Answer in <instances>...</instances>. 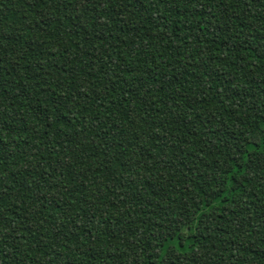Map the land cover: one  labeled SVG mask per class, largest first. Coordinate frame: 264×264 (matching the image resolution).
Wrapping results in <instances>:
<instances>
[{"label": "trees", "instance_id": "1", "mask_svg": "<svg viewBox=\"0 0 264 264\" xmlns=\"http://www.w3.org/2000/svg\"><path fill=\"white\" fill-rule=\"evenodd\" d=\"M0 264H264V0H0Z\"/></svg>", "mask_w": 264, "mask_h": 264}, {"label": "rangeland", "instance_id": "2", "mask_svg": "<svg viewBox=\"0 0 264 264\" xmlns=\"http://www.w3.org/2000/svg\"><path fill=\"white\" fill-rule=\"evenodd\" d=\"M257 138H258V136H254V137L252 138V140H253V141H256Z\"/></svg>", "mask_w": 264, "mask_h": 264}]
</instances>
